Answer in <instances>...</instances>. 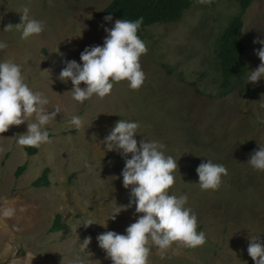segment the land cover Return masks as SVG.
<instances>
[{"label":"rangeland","instance_id":"rangeland-1","mask_svg":"<svg viewBox=\"0 0 264 264\" xmlns=\"http://www.w3.org/2000/svg\"><path fill=\"white\" fill-rule=\"evenodd\" d=\"M112 1L53 0L49 6L48 0H0V42L7 44L0 49V62L20 66L24 82L49 100V113L61 109L44 126L51 142L36 147L35 156L18 145L27 122L0 134V264H112L97 236L107 231L127 235L126 228L142 215L134 203L129 207L135 186H123L125 158L105 151L102 143L121 120L140 125L134 137L138 147L143 139L157 141L165 146V156L177 161L168 194L188 197L185 207L206 237L195 249L174 244L163 258L153 246L149 264H255L247 249L252 238L264 243V171L248 162L264 147V77L255 83L247 78L256 98L245 96L241 86L220 97L209 71L213 42L229 17L239 13L238 4L198 3L180 22L149 27L140 38L148 48L140 58L144 84L131 90L122 81L105 98L94 95L81 104L72 99L71 81L59 76L65 61L82 66L85 48L103 46L104 29L118 20L105 21L100 14ZM24 8L31 19L44 22L42 33L27 40L21 39L23 29L15 28L23 23ZM9 24L14 28L4 31ZM244 24L250 74L261 63L256 52L264 48L259 42L264 41V0L248 9ZM73 116L84 120L79 130L69 123ZM207 160L228 171L215 191L198 186L196 169ZM23 165L27 169L18 178ZM47 168L51 187L34 188ZM6 208H14V215L5 217ZM57 215L67 229L52 233ZM89 219L95 224L85 227ZM86 237L91 243L82 248Z\"/></svg>","mask_w":264,"mask_h":264},{"label":"clouds","instance_id":"clouds-1","mask_svg":"<svg viewBox=\"0 0 264 264\" xmlns=\"http://www.w3.org/2000/svg\"><path fill=\"white\" fill-rule=\"evenodd\" d=\"M49 6L53 0H48ZM200 4H210L211 0H198ZM28 8L23 9L21 16V39L27 40L33 35H39L44 29V22L31 19ZM105 21H111L108 15ZM143 24V17L135 21L118 19L114 27L105 28L107 33L103 46L85 48L80 55L81 64L75 60L65 61V68L59 79L62 82L71 81L72 99L83 103L94 95L100 99L109 95L114 84L128 82L131 90H138L146 79L142 71L140 58L147 53L148 48L137 35ZM14 28L7 25L4 31ZM264 43V41H259ZM257 43V41H254ZM7 47L0 42V49ZM260 65L250 72L248 81L255 83L264 77V48L256 52ZM84 84L85 87H81ZM49 100L40 92H33L22 77L21 68L11 60L0 62V134L9 130L10 126H19L27 122V134L20 135L19 146L40 147L50 143L49 133L44 126L54 119L61 111L56 106L49 113L45 106ZM34 118V122H29ZM77 130L83 127L84 120L73 116L69 122ZM140 125L126 120L118 121L110 134L102 141L105 151L116 150L125 158V167L121 173L123 186H135L132 189L130 201L135 204L136 213L142 214L135 223L126 228L127 235L107 231L97 236L99 247L106 252V258L112 264H149V255L154 246L161 258L175 244L177 247L195 249L206 242L203 232H197V217L192 209L185 207L188 197L169 195V189L175 183L173 173L178 168L177 161L172 156H165V146L157 141L138 142L134 137ZM131 154V159H127ZM254 169L264 171V147L255 151L248 162ZM202 191H215L222 182V177L228 175L225 166L215 164L211 160L201 163L196 169ZM120 207H118L119 209ZM121 211H117L119 214ZM14 208L3 210L5 217H11ZM110 219L115 220L116 215ZM95 224L89 219L85 227ZM106 227V226H105ZM91 237H86L81 245L87 248ZM248 255L255 264H264V243L258 238H252L248 246Z\"/></svg>","mask_w":264,"mask_h":264},{"label":"trees","instance_id":"trees-1","mask_svg":"<svg viewBox=\"0 0 264 264\" xmlns=\"http://www.w3.org/2000/svg\"><path fill=\"white\" fill-rule=\"evenodd\" d=\"M238 4L239 13L229 17L228 23L220 30L214 45V61L209 66L210 77L215 81V93L220 97L232 94L238 86L243 88V93L248 98H256L257 90L250 89L247 83L249 74L248 65L244 59L246 46L243 39L244 15L257 0H233ZM198 0H113L108 7L100 13L103 16L111 15L116 19L135 21L143 17V24L138 29L137 35L142 38L143 32L157 24H172L184 19L187 11ZM213 1L211 0V3ZM29 156L38 154L36 147H26ZM27 165L18 168L16 176L19 178L26 171ZM51 170L45 169L41 177L33 182L34 188L51 187ZM67 229L62 216L57 215L52 233Z\"/></svg>","mask_w":264,"mask_h":264}]
</instances>
